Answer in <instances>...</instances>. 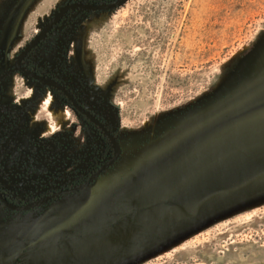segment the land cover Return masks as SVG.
Segmentation results:
<instances>
[{
	"label": "rangeland",
	"instance_id": "1",
	"mask_svg": "<svg viewBox=\"0 0 264 264\" xmlns=\"http://www.w3.org/2000/svg\"><path fill=\"white\" fill-rule=\"evenodd\" d=\"M69 1L0 0V88H5V101L30 104L35 120L31 126L45 137L67 129L74 119L67 108L55 107L51 92H39L36 84L14 74L11 67L26 44ZM62 25L54 39L63 37L69 43V65H80L81 58L118 113L122 157L81 195L24 213L0 206V237L41 225H46L44 230L64 226L71 214L75 226L87 224L74 211L80 206L85 209L89 203L84 202L93 196L105 201V185L111 189L133 185L134 175H147L151 154L177 139L197 137L209 145L242 130L239 126L252 124V119L236 120L249 114L250 101L264 93V0H128L113 12L75 13ZM48 47L43 53L50 56L54 47ZM49 94L53 98L44 102ZM47 106L69 112L55 131L48 129L54 122ZM243 128L251 136L264 132L260 126ZM245 140L235 147L225 146L231 152L236 147L247 152ZM247 163L242 167L244 175L229 183L251 174ZM256 166H264V160ZM141 185L139 181L135 189ZM143 234V229L133 225L114 228L105 237L111 238L113 247L130 251L128 256L113 255L104 264H264V197L212 213L141 248ZM3 254V259H9L14 251ZM23 259L21 264H47L33 263L34 257Z\"/></svg>",
	"mask_w": 264,
	"mask_h": 264
},
{
	"label": "crops",
	"instance_id": "2",
	"mask_svg": "<svg viewBox=\"0 0 264 264\" xmlns=\"http://www.w3.org/2000/svg\"><path fill=\"white\" fill-rule=\"evenodd\" d=\"M250 104L252 109H249V114L235 119L237 122L242 119H252V124L239 126L242 130L234 132L233 135L223 136L221 140H214L209 145H207L208 141L201 144L197 137L193 138L195 141L189 140L188 137L180 141L177 139L151 154L147 175L140 172L137 176H133L132 183L135 186L133 184L127 187V183H124L111 189L105 185L102 189L104 192L102 198L105 201L100 202L98 196H93L88 202H84L89 203L85 206L86 208L82 207L85 209H79L80 206L74 211L77 212V216H80L78 218L87 220V224H80V226L88 225L96 219H107L112 215L135 210V214L121 226L127 224L143 229V233L147 234L140 235V239L145 240L141 245L143 248L147 243L160 240L186 229L193 223L205 220L212 213L237 203H247L256 197H264V166L261 168L256 166L258 162L264 160V132H260L257 136H251L247 135V131L243 128V126L264 127V93L260 94L255 101L251 100ZM255 111L257 112L254 114ZM257 121L262 123L256 125ZM246 137L248 140L245 142L250 148L247 152L238 147L235 148L236 152H231L232 148L225 146V143L232 144L233 147L241 145V139ZM245 161H248L247 169L249 172L251 171V174L229 183V181L244 175L242 167ZM139 181L142 182V185L135 189ZM217 182L221 183L217 188L202 191L205 187L215 185ZM249 182H251L249 185L241 188L242 185ZM105 193H109V196L106 197ZM210 196L213 198L202 203ZM111 201L113 203H109ZM97 203L98 205L90 206ZM140 209L146 210L140 211ZM101 210L105 212L102 213ZM74 219L71 214L68 222L64 221L67 222L64 226H69L67 228L59 227L57 224L50 226H57L53 229L44 230L41 228H45L46 225H41V227H30L5 233L3 237H0L2 238L0 240V259L2 261H0L2 263L11 262L10 259H3V253H7L11 249L16 253L28 244H35L37 241L45 243L69 230L78 228L79 223L75 226ZM38 229H41L40 233H37ZM112 230L114 229L102 231L98 237L92 240L75 239L71 246L62 245L25 255L21 257V261L25 257L26 259L34 257L33 263H110L113 255L128 256V251H130L129 247H113L111 238L105 237ZM130 233L134 234L132 231ZM12 239L13 241H11ZM13 245L14 247L11 248Z\"/></svg>",
	"mask_w": 264,
	"mask_h": 264
},
{
	"label": "flooded vegetation",
	"instance_id": "3",
	"mask_svg": "<svg viewBox=\"0 0 264 264\" xmlns=\"http://www.w3.org/2000/svg\"><path fill=\"white\" fill-rule=\"evenodd\" d=\"M115 1L117 0L69 1L66 5L81 2L95 8L69 10L52 26L46 37L22 58L20 70L42 77L51 84H44L35 78L29 79L16 67L18 56L40 34L43 27L21 50L11 67L14 74L36 84L39 92H51L55 98V107H65L70 111L74 120L67 129L49 137L42 136L38 129L31 126L35 120L32 118L30 104L5 101V88H0V206L5 211L30 212L48 203L81 195L101 181L121 159L122 146L117 136L119 116L106 91L93 82L81 58L78 59L80 65H69V43H65L63 37L61 40L54 39L56 33L64 28L62 23L73 14L113 12L128 0L113 10L101 9ZM45 47H54L49 51L50 56L43 53ZM39 54L43 55L38 59ZM112 139L120 149V155L114 164L102 171L88 188L67 194L82 185L115 156ZM44 199H47L43 202L45 204L30 210L17 211L11 208L27 206ZM1 261L0 264H15L13 260L9 263Z\"/></svg>",
	"mask_w": 264,
	"mask_h": 264
},
{
	"label": "water",
	"instance_id": "4",
	"mask_svg": "<svg viewBox=\"0 0 264 264\" xmlns=\"http://www.w3.org/2000/svg\"><path fill=\"white\" fill-rule=\"evenodd\" d=\"M127 0H117L112 4H109L107 6H102L101 9L104 10H113L117 7L122 6L123 4L126 3ZM95 7L92 5H86L83 4L81 2L78 3H73V4H68L65 6H62L56 13H54L53 17L50 18V20L48 21V23H46L45 25H43V29L40 32V34H38L27 46L26 48L22 51V53L18 56L17 58V62H16V67L19 69V65H20V61L22 60V58H24L26 56V54L32 49L34 48L36 45L39 44V42L44 39L46 37L47 32L52 28V26L54 24H57L61 18L71 9H94ZM20 70V69H19ZM22 72V74L26 77H28L29 79H37L42 83H49L51 84L49 81L45 80L42 77H38L32 73H28L24 70H20ZM4 78V76L2 77ZM115 145V150H116V154L113 158H111L104 166H102L97 172H95L87 181H85L82 185L76 187L75 189L68 191L67 194L70 193H76L80 190H84L86 188H88L90 186V184L92 182H94L101 174L102 171L107 170L111 165L114 164V162L117 160V158L120 155V149L118 144L116 143V141L114 139H112ZM253 181V180H252ZM251 181V182H252ZM251 182L242 185L241 188L249 185ZM218 194V193H217ZM213 198V196L207 197V199H205L202 203L206 202L207 200ZM47 201V199L42 200L41 202L38 203H32L30 205L27 206H23V207H17V208H13L12 209H16L17 211H26V210H30L33 209L35 207H39L45 203ZM146 209H140V211H143ZM135 210L131 211V212H126V213H121V214H117V215H112L110 217H108L107 219H96L92 222H90V224L88 225H81L80 227L74 229V230H69L66 233L62 234L61 236L51 239L45 243H41V241H37L35 244H28L26 247L21 248L20 250H18L15 254H13L11 257H9L10 260H13L15 262V264H21L20 258L31 254V253H35L38 251H44L47 249H52V248H57L60 247L62 245H68L71 246L72 241L75 239H80V240H92L96 237L99 236V234L102 231H107L110 229H114L117 227H120L122 224H124V222L132 217L135 214ZM116 219V221H115Z\"/></svg>",
	"mask_w": 264,
	"mask_h": 264
},
{
	"label": "bare ground",
	"instance_id": "5",
	"mask_svg": "<svg viewBox=\"0 0 264 264\" xmlns=\"http://www.w3.org/2000/svg\"><path fill=\"white\" fill-rule=\"evenodd\" d=\"M52 98H53V96L51 94H49L46 97V99L44 100V102L49 101ZM47 108H48L49 115L51 116V120L54 122V125L53 126L49 125L48 129H49V131L50 130L55 131V129H58V127L67 120L69 112L65 109L57 110V109H54L53 107H50V106H47Z\"/></svg>",
	"mask_w": 264,
	"mask_h": 264
}]
</instances>
